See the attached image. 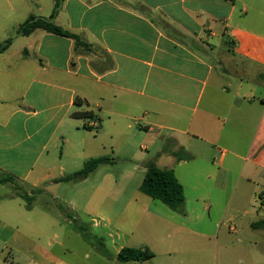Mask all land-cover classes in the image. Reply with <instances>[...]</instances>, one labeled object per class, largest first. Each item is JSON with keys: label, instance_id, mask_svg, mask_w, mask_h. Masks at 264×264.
<instances>
[{"label": "crops", "instance_id": "crops-1", "mask_svg": "<svg viewBox=\"0 0 264 264\" xmlns=\"http://www.w3.org/2000/svg\"><path fill=\"white\" fill-rule=\"evenodd\" d=\"M37 5L30 15L49 18L55 0ZM53 21L88 47L16 26L0 54L2 178L58 199L70 149L77 160L102 157L133 128L142 150L170 148L176 160L164 168L181 183L190 161L218 166L211 189L227 209L232 187L264 191V0H62ZM111 182L94 186L84 212H103Z\"/></svg>", "mask_w": 264, "mask_h": 264}, {"label": "rangeland", "instance_id": "rangeland-1", "mask_svg": "<svg viewBox=\"0 0 264 264\" xmlns=\"http://www.w3.org/2000/svg\"><path fill=\"white\" fill-rule=\"evenodd\" d=\"M52 1L0 0V43L16 38V26L38 12V3L49 9ZM141 145L146 140L133 136V128L123 129L114 146L101 147L112 162L99 166L81 189L76 181L63 185L58 199L18 181L0 183V264H133L117 260L120 246L148 249L154 255L136 264H264V229L250 227L264 219L261 186L249 185V192L232 187L235 194L227 209L226 199L211 189L219 167L208 160L190 161L179 169L185 202L174 211L139 187L149 161L164 168L174 165L176 157L168 153L170 148L156 157L161 151L157 146L145 151ZM70 152L63 162L73 174L86 160ZM103 178L112 180L103 212H84ZM20 192L33 196L31 208L16 196Z\"/></svg>", "mask_w": 264, "mask_h": 264}, {"label": "trees", "instance_id": "trees-1", "mask_svg": "<svg viewBox=\"0 0 264 264\" xmlns=\"http://www.w3.org/2000/svg\"><path fill=\"white\" fill-rule=\"evenodd\" d=\"M62 0H55L53 12L49 18L38 17L30 15L24 23H22L18 29L17 34L20 36H28L37 29H42L50 33H54L61 36L71 37L76 41V47L87 48L88 44L82 40L79 36L70 33L67 30L59 27L54 23L58 10L61 6ZM12 39H8L0 43V54L5 52L12 43ZM75 117L91 118V112L75 113ZM112 162L110 158L106 156L93 158L87 160L81 170L63 177L57 182L62 181H80L88 178L93 174L99 166ZM17 180L13 176H5L0 179V183L16 182ZM141 193L146 196L163 202L168 205L174 211H180L185 202V191L183 184L177 178L173 169L160 168L154 161H149L146 164V173L139 187ZM40 191V190H35ZM19 198L27 200L28 208H31L30 202L33 199L32 195L26 192H20L16 195ZM260 199H264V191L259 195ZM82 228V226H81ZM252 228L255 230L264 228V219L252 223ZM83 229V228H82ZM154 257L152 252L148 249H140L133 247H123L117 255V259L123 263L142 262L150 260Z\"/></svg>", "mask_w": 264, "mask_h": 264}, {"label": "built area", "instance_id": "built-area-1", "mask_svg": "<svg viewBox=\"0 0 264 264\" xmlns=\"http://www.w3.org/2000/svg\"><path fill=\"white\" fill-rule=\"evenodd\" d=\"M229 228H230L231 230H234V229H235V228H234V226H231V225H230V227H229Z\"/></svg>", "mask_w": 264, "mask_h": 264}]
</instances>
